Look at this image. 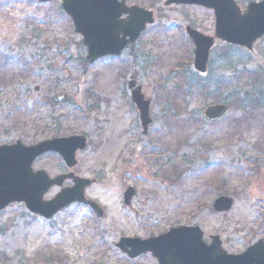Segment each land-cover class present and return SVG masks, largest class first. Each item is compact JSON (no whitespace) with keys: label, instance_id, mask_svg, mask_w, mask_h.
<instances>
[{"label":"rangeland","instance_id":"rangeland-1","mask_svg":"<svg viewBox=\"0 0 264 264\" xmlns=\"http://www.w3.org/2000/svg\"><path fill=\"white\" fill-rule=\"evenodd\" d=\"M236 1L246 9L261 0ZM165 2L129 0L154 10L155 23L122 55L90 63L60 1L0 0V144L85 135L73 170L98 179L86 195L105 212L74 204L45 220L11 204L0 213V264H156L149 254L130 259L116 243L180 225L199 226L207 242L219 235L230 253L264 238V37L252 52L218 40L199 75L185 27L213 35L214 13ZM194 74L205 82L189 86ZM131 77L151 100L145 138ZM215 103L231 110L210 121L204 111ZM33 167L68 171L54 152ZM128 186L137 190L131 206ZM221 195L235 199L225 213L213 209Z\"/></svg>","mask_w":264,"mask_h":264},{"label":"water","instance_id":"water-1","mask_svg":"<svg viewBox=\"0 0 264 264\" xmlns=\"http://www.w3.org/2000/svg\"><path fill=\"white\" fill-rule=\"evenodd\" d=\"M61 1L63 9L73 20L75 31L83 37L88 50L86 60L91 63L106 55H120L128 44L140 37L147 23L155 21L153 12L138 6L127 7L126 0ZM173 4L200 5L214 11V36L205 35L190 26L186 28L195 45L194 68L200 73L207 71L210 52L216 39L252 52L254 43L264 36V0L250 2L245 12L236 0L167 1V5ZM123 14L127 15L126 19H121ZM129 90L140 111L144 129L142 137H145L152 121L151 100L145 98L142 86L134 78L129 81ZM229 111L228 105L213 104L206 108L205 116L217 120ZM86 146L84 135L53 138L32 146H26L20 140L11 145H0V211L11 203L24 202L32 213L49 219L61 209L78 202L91 207L102 217L103 209L85 195L86 188L96 180L82 178L73 172L51 178L49 172L32 168L36 158L47 152L59 153L68 168H73L78 163L77 151L84 150ZM67 179L73 180L74 186L62 188L52 199H44L52 187H62ZM135 194V189L129 187L124 193L125 204L130 205ZM233 203L231 197L223 195L215 200L214 208L218 212L229 211ZM203 236L198 226H180L147 240L122 238L117 246L131 258L151 251L160 264H264L263 239L241 254H230L223 248L219 236H212L211 244L205 243Z\"/></svg>","mask_w":264,"mask_h":264},{"label":"trees","instance_id":"trees-1","mask_svg":"<svg viewBox=\"0 0 264 264\" xmlns=\"http://www.w3.org/2000/svg\"><path fill=\"white\" fill-rule=\"evenodd\" d=\"M186 81L189 84V86L190 85H194V84H201V83L205 82L204 79L199 78L196 74L191 75V76H188L187 79H186ZM211 82L213 83L214 86H216V87L218 86L217 87L218 89H220V87L222 86V84H224V82H222L221 80H217L215 82L211 81ZM204 86H202V87H204ZM248 98H249V101L252 99V97H251L250 94H248ZM224 99H226V98H224Z\"/></svg>","mask_w":264,"mask_h":264},{"label":"flooded vegetation","instance_id":"flooded-vegetation-1","mask_svg":"<svg viewBox=\"0 0 264 264\" xmlns=\"http://www.w3.org/2000/svg\"><path fill=\"white\" fill-rule=\"evenodd\" d=\"M130 5H132V4H130ZM139 6H140V5H139ZM142 7H143V6H142ZM52 176H54V175H52ZM66 183H68L66 186H70V185H72V182H70V181H68V182H66ZM163 233H165V232H163ZM163 233H161V234H163ZM152 237H153V236H152ZM146 254L151 255V256L153 257V259H155L156 264H160L159 261H158V259H157L156 257H154L152 253H146ZM146 254H142V255H146ZM142 255H139L138 257H140V256H142ZM138 257H136V258H138ZM136 258H134V259H136ZM130 259H131V258H130ZM60 264H62V262H61ZM100 264H105V263H104V262H100Z\"/></svg>","mask_w":264,"mask_h":264}]
</instances>
